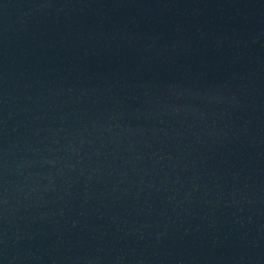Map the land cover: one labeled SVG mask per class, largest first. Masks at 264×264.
<instances>
[{
    "label": "water",
    "instance_id": "1",
    "mask_svg": "<svg viewBox=\"0 0 264 264\" xmlns=\"http://www.w3.org/2000/svg\"><path fill=\"white\" fill-rule=\"evenodd\" d=\"M0 264H264V0H0Z\"/></svg>",
    "mask_w": 264,
    "mask_h": 264
}]
</instances>
